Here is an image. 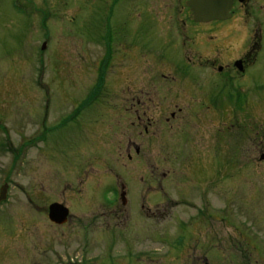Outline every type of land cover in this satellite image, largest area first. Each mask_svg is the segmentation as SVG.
I'll return each instance as SVG.
<instances>
[{"label": "rangeland", "instance_id": "374dc122", "mask_svg": "<svg viewBox=\"0 0 264 264\" xmlns=\"http://www.w3.org/2000/svg\"><path fill=\"white\" fill-rule=\"evenodd\" d=\"M112 2L49 0L54 7L49 9L47 21L52 23L47 35L41 31V38L33 41L30 40V21L23 18L20 27L5 29L0 16V187L5 183L8 185L7 200L0 206V264H69V257L76 261V251L78 259L84 257L83 245L76 248L72 242L75 237L67 251L69 254L65 252L68 236L79 233L74 226L79 219L75 215L79 214L72 212L70 227L55 228L47 220V207L58 200L78 210L77 200L65 202L71 198L69 193L80 187H76L75 182L103 168L114 170L115 155L109 151L114 149L111 137L105 136L102 140L90 135L99 122L103 123L104 129L111 126L107 108L115 101L114 93L105 91L98 96L101 98L95 101L99 103L90 105L88 109L92 108L83 115L88 120L82 116L63 124L64 115L70 112L71 102L78 101L88 88L100 84L97 70L104 72V88L114 91L118 84H124L126 58L158 55L164 48L157 35L156 18L145 9L134 16L144 5H130L129 0H120L112 6ZM172 5V0H152L149 6L153 11L161 12ZM169 37V34L165 37L167 43ZM241 38L243 35H238V39ZM122 39L125 41L121 46ZM42 41H47L46 47L39 51ZM34 49L40 53V58L33 54ZM164 54H167L166 49ZM103 56L110 58L109 63L105 61L106 67L102 66ZM119 59L125 61H116ZM135 65L136 71L130 78H134L135 86L156 81L153 77L159 64L140 60ZM163 68L168 70L166 65ZM129 74L126 75L129 77ZM256 79L257 74L252 76V80ZM133 90L139 93L150 89ZM248 96L250 101L255 100L256 92L249 91ZM186 127L191 131L190 126ZM211 129H198L195 141L191 143L193 150L196 144L200 152L197 158L200 178L192 183L199 188L209 181L222 196L216 195V205H224V212L217 214V221H212L206 228L217 239L216 264H244L250 255L252 264L260 263V259L256 261V253L242 254L238 250L242 243L240 236L245 230L252 236L264 235V159H259L264 153V103L259 107L250 105L249 118L240 115L233 120L221 117L214 125V140L208 135ZM178 139L181 144L185 142L182 135L170 136L167 149L171 153L168 156L162 147L164 139H153L148 155L129 165L136 167L135 171L145 165L157 166L159 173L154 182H159V174L165 171L172 173L169 181H181L179 172L186 170L180 167L197 163L193 164L191 157H176ZM186 152L189 153V149ZM153 198L161 196L154 195ZM185 217L181 215V218ZM126 219L124 226L134 223L133 217ZM140 220L138 226H148L150 222ZM151 225L154 233L161 232L160 220L151 221ZM200 229L204 230V227L201 225ZM143 236L133 237V243L130 238L132 251L140 258L151 256L157 260L156 264H181L178 261L182 254L167 253L159 238L148 240ZM231 238L236 248L230 247ZM50 247L55 249L48 250ZM259 256L264 259V251H260Z\"/></svg>", "mask_w": 264, "mask_h": 264}, {"label": "flooded vegetation", "instance_id": "af4514ba", "mask_svg": "<svg viewBox=\"0 0 264 264\" xmlns=\"http://www.w3.org/2000/svg\"><path fill=\"white\" fill-rule=\"evenodd\" d=\"M48 1L0 0V16L5 29L20 27L23 18H26L31 22L30 40L41 38L42 30L47 35L48 26L52 23L47 21L49 9L54 7ZM119 1L113 0L112 6ZM151 1L129 0V3L144 5L143 9H137L134 16L145 9L156 18L157 35L164 47L162 52L126 58L123 72L130 74L128 77L123 73V85L118 84L114 91L104 86L92 89V86L79 99L76 98L78 101L70 103L72 108L64 115L67 122L78 120L99 103L95 101L101 98L99 95L105 94V91L107 94L114 93L115 101L107 108L111 126L104 129L103 123L99 122L90 132L92 137L102 140L105 136L111 137L114 149L109 151L115 155L114 170L103 168L75 182L76 187H80L73 193L71 191L70 200L68 198L65 202L77 200L80 205L78 210L75 211L70 204L66 206L58 200L54 202L63 204L68 210L64 224L51 223L55 228L70 227L72 212L79 214L75 215L79 219L74 224L79 233L68 236L65 252L70 251L72 237H75L72 242L76 248L83 245L84 257L78 259L76 251V261L69 257V264H140L141 261H145L142 264H156L155 258L147 256L143 259L132 251L130 238L132 240L143 235L148 240L159 238L167 253L182 254L181 261H178L181 264H216L217 239L206 228L210 227L212 221H217L216 215L223 214L225 208L224 205H216V195L222 196L213 184L208 181L204 187L197 188L194 186L196 183H192L200 178V162L197 160L200 152L196 144L193 150L191 143L195 141L198 129L206 131L212 128V132H208L209 138H212L214 125L221 117L230 120L238 115L249 118L250 105L259 107L264 103V0H230L228 16L209 22L194 20L191 9L186 6L188 0H172L173 5L161 12L150 8ZM162 24H165L164 27ZM168 34L167 43L165 37ZM238 35H243V38L239 40ZM165 49L167 54H164ZM33 54L39 56L35 49ZM140 60L151 61L159 64V67L153 77L156 81L137 87L134 78H130L136 71L135 62ZM165 65L167 71L163 68ZM256 74L254 81L252 76ZM133 89L150 90L137 93ZM249 91L256 92L255 100L250 101ZM90 105L92 107L88 109ZM83 118L88 120L87 116ZM186 125L190 126L192 132L186 129ZM171 135H182L185 139L183 144L180 139L176 140L179 146L176 157H191L192 163H197L180 167L186 170L179 172L181 181H169L172 173L165 171L159 174V182H154L159 173L157 166L145 165L135 171L136 167L129 165L135 159L148 155L153 139H164L162 147L166 150L165 155H170L167 146L169 148ZM184 148L189 149V153ZM261 156L264 159V153ZM137 176L140 177L139 181L136 180ZM212 177L211 172L210 179ZM154 195L161 198L154 199ZM181 215L186 217L181 218ZM130 216L134 218V223L129 222L124 226L126 218ZM140 219L150 221L148 226H138ZM153 220L162 223L159 234L152 231ZM199 224L204 230L200 229ZM240 239L239 253L250 255L252 251L257 254L256 261L260 259L257 264H264V259L259 256L260 251H264V235L252 236L249 230H245ZM230 241V247L236 248L234 239ZM53 249L55 247L48 248ZM251 257L245 258L244 264H252Z\"/></svg>", "mask_w": 264, "mask_h": 264}, {"label": "water", "instance_id": "95a60500", "mask_svg": "<svg viewBox=\"0 0 264 264\" xmlns=\"http://www.w3.org/2000/svg\"><path fill=\"white\" fill-rule=\"evenodd\" d=\"M198 22H209L214 19H225L230 0H189L186 3ZM263 157L261 156L260 159ZM7 185L0 188V203L6 200ZM68 210L61 204L53 203L48 207V219L55 224H64Z\"/></svg>", "mask_w": 264, "mask_h": 264}]
</instances>
